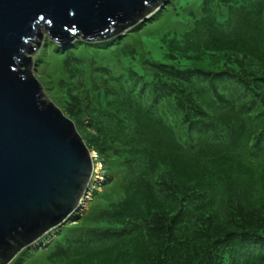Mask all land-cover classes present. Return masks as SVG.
Returning <instances> with one entry per match:
<instances>
[{"label":"trees","instance_id":"16d2710c","mask_svg":"<svg viewBox=\"0 0 264 264\" xmlns=\"http://www.w3.org/2000/svg\"><path fill=\"white\" fill-rule=\"evenodd\" d=\"M187 21L93 73L96 104L68 92L97 159L126 173L50 241L59 264H264V0H200Z\"/></svg>","mask_w":264,"mask_h":264},{"label":"water","instance_id":"95a60500","mask_svg":"<svg viewBox=\"0 0 264 264\" xmlns=\"http://www.w3.org/2000/svg\"><path fill=\"white\" fill-rule=\"evenodd\" d=\"M165 0H0V264L79 207L90 153L29 71L41 38L100 41ZM79 201V202H78Z\"/></svg>","mask_w":264,"mask_h":264},{"label":"rangeland","instance_id":"374dc122","mask_svg":"<svg viewBox=\"0 0 264 264\" xmlns=\"http://www.w3.org/2000/svg\"><path fill=\"white\" fill-rule=\"evenodd\" d=\"M199 1L167 0L163 3L164 5L155 9L156 11L142 17L137 27L132 24L121 33L100 41L87 42L79 37H74L67 48L60 47L50 41L43 34L42 29H38L42 33L41 38H34V42H38V46L31 54H25L30 58L29 71L38 82L46 99L59 111L61 116L71 122L80 141L90 153H93L90 156L92 172L84 195L79 200L80 202L78 201L79 207L56 228L42 234L29 246L17 251L6 264H59L55 256H52L56 253V248L54 249L50 241L57 237L63 227L89 223L93 213L100 207L98 199L107 200L111 195H115L118 192V183L126 173V169L121 163L112 162L108 167L97 159L98 150L91 146L94 130L87 123L86 116H81L74 122L70 120L63 109L66 103H71L74 100L68 92L76 93L77 97L81 96L80 105H86L88 99L92 98L89 95L93 94V101L96 104L101 94L104 96L102 88L105 86L102 84V87L99 88L100 81L97 79V82L93 81L94 88L91 79H89L92 77L91 75L95 72L106 74L102 66H107L108 72L115 75L120 65L118 59L123 61V67L129 66V61H126L127 57L122 55L131 50L138 51V57L148 53L149 56H154L153 53L159 50L160 33L167 30H180L182 25L188 22L187 9ZM153 14L154 16H152ZM108 40L114 41L108 43ZM120 49L123 51L119 58V54L117 55L116 52ZM84 217L86 218L83 222Z\"/></svg>","mask_w":264,"mask_h":264},{"label":"clouds","instance_id":"9594fccd","mask_svg":"<svg viewBox=\"0 0 264 264\" xmlns=\"http://www.w3.org/2000/svg\"><path fill=\"white\" fill-rule=\"evenodd\" d=\"M92 172V171H91ZM90 176H91V174H90ZM89 178H91V177H89ZM88 182V181H87ZM87 185V184H86Z\"/></svg>","mask_w":264,"mask_h":264}]
</instances>
